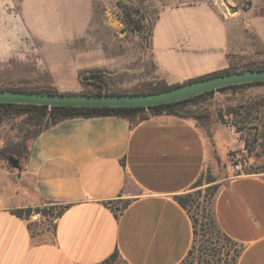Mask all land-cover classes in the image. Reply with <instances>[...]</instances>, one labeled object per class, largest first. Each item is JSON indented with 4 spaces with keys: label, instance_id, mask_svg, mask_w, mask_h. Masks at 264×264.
Instances as JSON below:
<instances>
[{
    "label": "crops",
    "instance_id": "obj_1",
    "mask_svg": "<svg viewBox=\"0 0 264 264\" xmlns=\"http://www.w3.org/2000/svg\"><path fill=\"white\" fill-rule=\"evenodd\" d=\"M154 1L135 56L115 54L90 32L95 0H18L15 13L12 0H0V63L15 59L47 77L41 86L80 94L90 86L80 76L95 70L171 86L264 50V0H251L231 17L214 0ZM217 129L208 139L193 120L165 115L139 123L70 119L49 127L12 176L24 193L0 194V264H99L114 252V264H181L194 234L174 197L202 186L207 171L204 184L218 186L211 209L216 226L242 247L236 264H264V174L219 177ZM46 207L60 212L57 226L39 213L15 214Z\"/></svg>",
    "mask_w": 264,
    "mask_h": 264
},
{
    "label": "rangeland",
    "instance_id": "obj_2",
    "mask_svg": "<svg viewBox=\"0 0 264 264\" xmlns=\"http://www.w3.org/2000/svg\"><path fill=\"white\" fill-rule=\"evenodd\" d=\"M17 1L12 0L14 4L11 3V11L14 13L18 9ZM214 1L224 11L228 9L229 17L248 7L251 2V0ZM95 2L97 7L90 32L96 37L101 36L102 46L114 50L115 54L131 51L136 56L140 53L147 35L148 24L156 12V2L154 0H95ZM123 20L130 21L132 26L133 24L141 26L140 31H132ZM2 29L3 25H0V48L3 46ZM4 45L7 49L11 48V40L8 39ZM246 61L236 62L233 68L264 64V50L260 51L258 57H251ZM31 69L32 66L20 65L15 59L12 61L8 59L5 64L0 63V88L48 89L41 86L46 84L47 77L42 73H33ZM102 74L107 81L104 89L109 92L141 93L155 86H169L158 81L156 77L153 80L140 81V75L132 76L129 72L112 76ZM94 92H96L95 88L90 85L84 86L81 93ZM198 106L203 118L196 124L206 137L211 139L214 130L218 128L215 132L218 143L215 164L219 166V177L221 173L233 171L230 160L234 153L228 137L229 127H233L238 133V143L234 149L239 155L242 170L247 174H264V85L213 92ZM31 131L32 127H28L24 117L11 115L0 118V194L8 193L20 197L24 193L19 177H12L20 174L21 170H13L7 165L5 162L7 154L4 151L16 145L22 146V157L19 161L23 166L32 143L31 140L26 139V136ZM207 174L202 178V186L192 190L193 197L188 211L194 223L195 234L192 246L181 264H233L235 246L222 240L217 234V228L210 224L213 199L211 187L214 185L204 184L210 177V174L209 176ZM52 217L54 216H44L45 219L39 220L45 223ZM116 262L119 263L117 259L114 263Z\"/></svg>",
    "mask_w": 264,
    "mask_h": 264
},
{
    "label": "trees",
    "instance_id": "obj_3",
    "mask_svg": "<svg viewBox=\"0 0 264 264\" xmlns=\"http://www.w3.org/2000/svg\"><path fill=\"white\" fill-rule=\"evenodd\" d=\"M124 24L129 27L132 31L138 32L141 29V26H133L130 24V21L123 20ZM148 31V27H147ZM257 69H264V64L262 65H252V66H244V67H238V68H229L224 71L220 72H213L210 74H207L205 76H202L200 78L188 80L193 81L197 79L202 78H208L233 72H241L246 70H257ZM82 81L89 82L92 87L95 88L96 92L94 93H80L77 95H89V96H97V95H119V94H126V93H120V92H109L106 89H104L107 86V81L104 78V75L101 71L95 70L88 72L87 74H83L80 76ZM185 81V82H188ZM176 85L171 86H155L148 90L147 92H141V93H128V94H153V93H159L168 89H171ZM256 85H264V81L262 82H255V83H249V84H243V85H235V86H229L227 88L216 90L215 92H223L225 90H236L243 87H249V86H256ZM0 90H15V91H26V92H36V93H43V94H58L56 91L52 89H40V90H24V89H18V88H0ZM213 92H208L196 97H192L186 101L178 102V103H171L167 105H161L146 109H138V108H71V107H46V106H33V105H14V104H0V118H5L7 116L15 115L24 117L27 120L28 127H32V131L29 132L26 136V139L33 141L40 133L47 130L49 127L58 124L59 122L70 120V119H90V118H97V117H114L119 118L123 120H127L130 123H139L143 122L150 117H158V116H174L181 119H190L193 120L195 123L200 121L203 117L200 115L199 112V104L202 102L203 99L208 97ZM22 146H13L10 149H6L4 152L7 154V158L10 156L15 157L19 160V158L22 157ZM29 152V151H28ZM27 157V156H26ZM7 158L5 162L7 161ZM26 159V158H25ZM25 161V160H24ZM20 162V161H19ZM209 181V179L207 180ZM200 182H197L196 185H198ZM217 185H214L211 187L212 190V197L214 196ZM210 189V188H209ZM193 197V194H185L180 196H175L174 200L177 202V204L184 209L188 215V207L191 204V199ZM125 204L123 205V207ZM122 207V208H123ZM121 208V209H122ZM32 212L39 213L42 216H55L57 213L60 212L55 211L53 208L45 209V208H36L34 210L28 208V209H22L17 210L15 214L19 217L28 218ZM210 218V224L217 228L213 213H211ZM191 218V217H190ZM192 220V218H191ZM193 225V234H195L194 230V223L192 221ZM217 234L218 236L224 240L226 243L235 246V249L233 251V264H236V261L240 255V252L242 251V247L238 246L236 243L232 242L229 238H227L225 235L221 233V231L217 228ZM238 249V250H237ZM118 254L117 252H114L107 260L99 263V264H113L114 261L117 259Z\"/></svg>",
    "mask_w": 264,
    "mask_h": 264
},
{
    "label": "water",
    "instance_id": "obj_4",
    "mask_svg": "<svg viewBox=\"0 0 264 264\" xmlns=\"http://www.w3.org/2000/svg\"><path fill=\"white\" fill-rule=\"evenodd\" d=\"M264 81V69L233 72L208 78L184 82L171 89L153 94L119 95H77L43 94L15 90H0V104L33 105L46 107L71 108H138L146 109L171 103L186 101L208 92ZM7 165L16 171L22 169L20 162L13 156L7 158Z\"/></svg>",
    "mask_w": 264,
    "mask_h": 264
},
{
    "label": "built area",
    "instance_id": "obj_5",
    "mask_svg": "<svg viewBox=\"0 0 264 264\" xmlns=\"http://www.w3.org/2000/svg\"><path fill=\"white\" fill-rule=\"evenodd\" d=\"M226 13V15H230L229 14V11L228 9H225L224 11ZM228 137H229V140H230V143L231 145L233 146V156L231 157V164H232V167H233V172L235 173V175H246L247 173H245L243 170H242V167L240 165V162H239V155H237L235 153V149H234V146H236V144L238 143V133L236 132V130L233 128V127H229L228 128ZM58 224V218L57 217H52L50 219V225L52 227H55L57 226Z\"/></svg>",
    "mask_w": 264,
    "mask_h": 264
}]
</instances>
